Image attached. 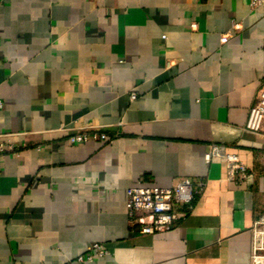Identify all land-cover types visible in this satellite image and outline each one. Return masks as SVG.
Instances as JSON below:
<instances>
[{"label": "crops", "instance_id": "0c3cea01", "mask_svg": "<svg viewBox=\"0 0 264 264\" xmlns=\"http://www.w3.org/2000/svg\"><path fill=\"white\" fill-rule=\"evenodd\" d=\"M263 86L249 0H0V264H264V123L244 128ZM86 127L108 141L71 144ZM182 178L205 182L191 209L138 234L126 190Z\"/></svg>", "mask_w": 264, "mask_h": 264}, {"label": "built area", "instance_id": "2783aa9c", "mask_svg": "<svg viewBox=\"0 0 264 264\" xmlns=\"http://www.w3.org/2000/svg\"><path fill=\"white\" fill-rule=\"evenodd\" d=\"M250 8L264 6V0H249ZM238 28L232 22L231 29L220 36V42L225 43ZM131 97L134 96L132 93ZM264 123V86L261 88L255 104L249 109L244 128L250 132L260 131ZM108 136L91 127L83 128L80 132L71 135L68 140L71 144L83 143L89 140L106 142ZM2 150V148H1ZM212 158H221L224 161L226 179L240 185L248 176V169L235 153L227 152L219 144H211L204 155L206 162ZM205 187L202 179L191 180L182 178L171 187L135 186L126 190V211L131 227L137 225V233L153 235L169 228L179 219L178 207L190 210L194 196L200 194ZM261 247H253V257H258L256 251ZM107 250L99 243L89 246L88 253L77 257V262H91L97 257H103Z\"/></svg>", "mask_w": 264, "mask_h": 264}, {"label": "rangeland", "instance_id": "374dc122", "mask_svg": "<svg viewBox=\"0 0 264 264\" xmlns=\"http://www.w3.org/2000/svg\"><path fill=\"white\" fill-rule=\"evenodd\" d=\"M257 247H261V249H260V252H264V245L262 244H260V245H258ZM261 254V253H260Z\"/></svg>", "mask_w": 264, "mask_h": 264}]
</instances>
